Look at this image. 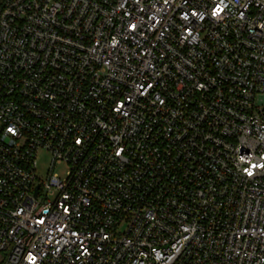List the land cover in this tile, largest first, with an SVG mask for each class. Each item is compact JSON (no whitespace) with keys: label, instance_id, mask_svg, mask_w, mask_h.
Here are the masks:
<instances>
[{"label":"built area","instance_id":"built-area-1","mask_svg":"<svg viewBox=\"0 0 264 264\" xmlns=\"http://www.w3.org/2000/svg\"><path fill=\"white\" fill-rule=\"evenodd\" d=\"M0 264H264V0H0Z\"/></svg>","mask_w":264,"mask_h":264},{"label":"rangeland","instance_id":"rangeland-1","mask_svg":"<svg viewBox=\"0 0 264 264\" xmlns=\"http://www.w3.org/2000/svg\"><path fill=\"white\" fill-rule=\"evenodd\" d=\"M50 164V156L42 151L38 152L36 157V176L41 181H44ZM60 176H63L65 173V167L59 166L57 167L56 171Z\"/></svg>","mask_w":264,"mask_h":264},{"label":"snow or ice","instance_id":"snow-or-ice-1","mask_svg":"<svg viewBox=\"0 0 264 264\" xmlns=\"http://www.w3.org/2000/svg\"><path fill=\"white\" fill-rule=\"evenodd\" d=\"M11 131V130H10Z\"/></svg>","mask_w":264,"mask_h":264}]
</instances>
